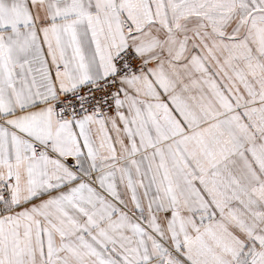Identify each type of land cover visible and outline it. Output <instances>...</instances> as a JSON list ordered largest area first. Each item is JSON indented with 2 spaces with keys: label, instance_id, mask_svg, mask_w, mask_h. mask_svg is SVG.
<instances>
[{
  "label": "snow or ice",
  "instance_id": "obj_1",
  "mask_svg": "<svg viewBox=\"0 0 264 264\" xmlns=\"http://www.w3.org/2000/svg\"><path fill=\"white\" fill-rule=\"evenodd\" d=\"M0 264H264V0H0Z\"/></svg>",
  "mask_w": 264,
  "mask_h": 264
}]
</instances>
